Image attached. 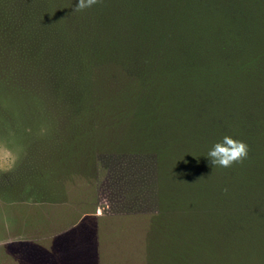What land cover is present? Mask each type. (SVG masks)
<instances>
[{
	"label": "trees",
	"instance_id": "trees-1",
	"mask_svg": "<svg viewBox=\"0 0 264 264\" xmlns=\"http://www.w3.org/2000/svg\"><path fill=\"white\" fill-rule=\"evenodd\" d=\"M76 2L0 0V120L37 136L35 193L153 154L146 264H264V0ZM226 134L248 154L213 166Z\"/></svg>",
	"mask_w": 264,
	"mask_h": 264
},
{
	"label": "rangeland",
	"instance_id": "rangeland-1",
	"mask_svg": "<svg viewBox=\"0 0 264 264\" xmlns=\"http://www.w3.org/2000/svg\"><path fill=\"white\" fill-rule=\"evenodd\" d=\"M12 122L0 120V264H146L149 217L159 207L156 156L100 155L97 177L75 175L66 201L55 203L35 193L27 156L37 136ZM109 161L118 181L106 173Z\"/></svg>",
	"mask_w": 264,
	"mask_h": 264
},
{
	"label": "clouds",
	"instance_id": "clouds-1",
	"mask_svg": "<svg viewBox=\"0 0 264 264\" xmlns=\"http://www.w3.org/2000/svg\"><path fill=\"white\" fill-rule=\"evenodd\" d=\"M97 0H77L75 11L90 8ZM248 154V145L230 135H224L215 142L207 151L206 157L213 166L227 168L234 162H239Z\"/></svg>",
	"mask_w": 264,
	"mask_h": 264
}]
</instances>
